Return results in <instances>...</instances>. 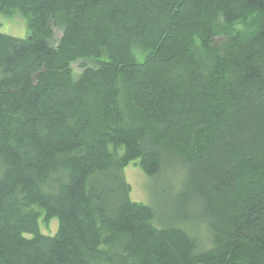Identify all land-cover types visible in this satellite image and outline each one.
I'll list each match as a JSON object with an SVG mask.
<instances>
[{
	"label": "trees",
	"instance_id": "16d2710c",
	"mask_svg": "<svg viewBox=\"0 0 264 264\" xmlns=\"http://www.w3.org/2000/svg\"><path fill=\"white\" fill-rule=\"evenodd\" d=\"M0 13L28 29L0 33V264H264V0H0ZM79 59L92 66L75 75ZM132 163L182 171L178 214L201 206L203 249L130 199Z\"/></svg>",
	"mask_w": 264,
	"mask_h": 264
},
{
	"label": "rangeland",
	"instance_id": "374dc122",
	"mask_svg": "<svg viewBox=\"0 0 264 264\" xmlns=\"http://www.w3.org/2000/svg\"><path fill=\"white\" fill-rule=\"evenodd\" d=\"M26 19L20 14L5 16L0 13V33L15 37H25L28 34ZM236 28H244L237 24ZM53 44L57 43L60 32H55ZM83 66H92L90 60L79 59L72 65L75 75ZM122 174L130 185V199L142 202L152 207L154 211V223L182 224L192 237L196 239L201 249L204 248L205 238L199 224L203 216L202 208L196 201H190L184 207L183 214H178L176 197L182 188L184 174L175 165H166L161 174L156 178H148L135 164H129L122 170ZM183 174V175H182ZM180 216H182L180 218ZM40 231L46 235H54L58 228L57 218L45 222L43 216L38 220Z\"/></svg>",
	"mask_w": 264,
	"mask_h": 264
}]
</instances>
